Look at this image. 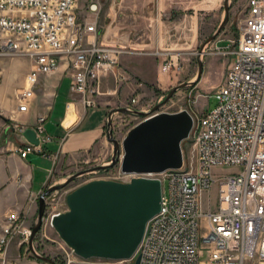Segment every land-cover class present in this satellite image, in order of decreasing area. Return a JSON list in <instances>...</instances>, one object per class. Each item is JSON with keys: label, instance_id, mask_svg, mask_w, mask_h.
Instances as JSON below:
<instances>
[{"label": "built area", "instance_id": "built-area-1", "mask_svg": "<svg viewBox=\"0 0 264 264\" xmlns=\"http://www.w3.org/2000/svg\"><path fill=\"white\" fill-rule=\"evenodd\" d=\"M77 1L0 0V82L4 59L26 56L32 61L14 98L16 110L11 116L0 111V141L14 145L23 159L35 153L52 158L46 150L54 141L47 132L48 117L37 115L33 127L15 119L31 111L42 77L66 65L71 91L93 108L101 73L112 72L128 53L122 46L98 43L101 7L98 2L89 5L95 16L89 23L79 14ZM214 54L230 64L214 91L215 108L198 117L190 112L192 153L186 156L183 150L179 170L145 176L161 180L163 197L161 211L148 222L138 249L140 264H264V0H248L236 40L226 47L207 46L197 57ZM166 62L164 71H172L173 60ZM28 129L35 131L39 146L21 143ZM226 167L238 172L215 175L216 169ZM117 168L119 177L113 181L142 177ZM32 232L26 215L0 220V264H7L16 240L29 245Z\"/></svg>", "mask_w": 264, "mask_h": 264}, {"label": "crops", "instance_id": "crops-1", "mask_svg": "<svg viewBox=\"0 0 264 264\" xmlns=\"http://www.w3.org/2000/svg\"><path fill=\"white\" fill-rule=\"evenodd\" d=\"M86 1L78 0L77 8L81 17L90 23L95 20V16L88 11V8L85 10ZM93 2H98L102 9L100 0ZM196 20H198L197 17ZM139 21L138 15L135 14V39H133L129 32H123L120 30L122 28L118 29L119 25L116 28L113 25L99 27L97 19L98 43L124 48L126 47L124 44L129 43L128 47H131V50H127L128 53L121 57L119 65L112 72L101 73L100 94L96 98L95 107L87 108L83 103V96L71 91V76L67 72V66L62 65L54 74L42 77L31 111L15 115L18 122L29 127L35 125L37 115L43 114L48 117L47 132L54 141L46 150L52 158L44 159L35 153L23 159L15 152L14 145L2 144L0 147V220L12 214L26 215L28 224H32L38 206L36 199L49 179L48 173L57 163L72 166L83 155L106 147L109 143L108 120L112 111L129 106L133 99L138 100L154 88L164 93L182 82L196 79L195 75L189 80L182 81L175 73H165L162 68L163 59L153 53L165 48L170 52L166 54L161 52L163 58L171 56L174 60H178L182 67L181 71L185 70L188 61L193 67V59L196 55L192 52L198 47L200 37L199 30L197 29L195 33L192 27L193 17L185 13L180 14L174 21V30L170 27L167 38L163 36L161 28H151V25ZM188 35L191 36L190 43H188ZM221 43L216 41L208 47L214 49ZM202 49L203 47L200 52ZM180 61H183V64ZM202 62L204 73L198 87L211 90L220 86L224 81L230 60L214 54L204 56ZM21 74L22 83L23 78L25 83L24 73ZM215 75L218 76L217 85L213 82ZM199 101L198 99L192 112L203 113L207 110L197 108ZM4 103L8 111L6 115L11 116L16 110V103L9 105V99ZM200 103L203 105V102ZM26 140L23 139L21 143H26ZM39 162L44 164V167Z\"/></svg>", "mask_w": 264, "mask_h": 264}, {"label": "water", "instance_id": "water-1", "mask_svg": "<svg viewBox=\"0 0 264 264\" xmlns=\"http://www.w3.org/2000/svg\"><path fill=\"white\" fill-rule=\"evenodd\" d=\"M229 3L225 2L226 17L203 48L214 42L229 22ZM203 50V49H202ZM200 80L203 62L199 58ZM195 82L183 83L170 90L165 100L151 114L131 108H119L111 112L108 120V140L114 146L111 163L71 176L64 184L49 188L38 200V217L33 226L30 248L37 258L49 264L55 261L39 256L34 240L43 226L47 209L46 198L74 182L77 178L103 172L120 166L121 172L142 176L129 183L113 180L91 181L67 196L68 211L56 214L51 224L61 239L84 260L131 261L140 264L137 255L148 222L161 211L163 186L161 180L145 176L159 175L183 168L182 144L192 133L194 120L188 110L177 113L159 112L175 94ZM117 113L133 114L144 120L132 128L122 142L114 133L113 116ZM24 137L35 146L39 140L33 129Z\"/></svg>", "mask_w": 264, "mask_h": 264}, {"label": "rangeland", "instance_id": "rangeland-1", "mask_svg": "<svg viewBox=\"0 0 264 264\" xmlns=\"http://www.w3.org/2000/svg\"><path fill=\"white\" fill-rule=\"evenodd\" d=\"M95 0H87L86 8ZM102 4V9L99 15L100 25H111L116 28H122L123 32H129L131 37L135 39V14L138 15L139 22H145L151 25V28H161L164 37H169L170 27L174 30L175 20L177 17L185 13L189 17H193L192 27L194 32L197 33L199 30V44L198 47L194 48L192 53H195L194 66L191 67L190 63L187 62V67L184 71L179 70V61L174 60L171 56L163 58V54L170 51L163 48L159 52H153L157 57L163 59V67L167 63L166 61L172 59L176 66L170 72L163 71L165 73H175L180 80H189L192 76L196 75L194 81H185L183 83L195 82L191 87H187L179 90L172 100L162 107L159 112L166 113H177L182 110H188L192 112L195 109V104L200 110L213 109L216 106V100L214 99V91L219 87L211 90L198 87L200 80L198 81L199 65L197 54L200 53V49L205 45L207 40L213 36L221 24L224 22L225 13V2L226 0H100ZM248 0H230L229 3V22L222 32L218 35L217 39L212 42L214 44L216 41H221L220 47H226L231 41L238 38V25L244 18L246 13ZM196 17L198 20H196ZM112 24H109L110 22ZM119 23V24H117ZM199 27V28H198ZM102 28V27H101ZM191 24L189 22V32ZM100 29V28H99ZM101 30V29H100ZM103 30V29H102ZM121 32V31H120ZM191 34V33H189ZM190 35H188V43H190ZM125 50H131L128 47L130 44L125 43ZM210 45V44H209ZM207 45V46H209ZM205 46V48H207ZM128 47V48H127ZM211 48V47H210ZM160 59V58H159ZM203 60V58H201ZM183 64V61H180ZM180 63V64H181ZM184 66V65H183ZM32 68V61L26 56H14L6 58L1 63L2 78L0 82V111L5 115L8 113L5 108L6 100L9 99V105L15 103L16 92L23 87L24 78L22 83V74L24 77L29 73ZM204 73V69H203ZM203 75V74H202ZM218 76L213 77V82L215 85L218 84ZM223 83V82H222ZM22 84V85H21ZM175 86V87H177ZM151 88V87H150ZM174 88V87H173ZM172 89V88H171ZM170 89V90H171ZM170 90L166 92H161L154 88L149 90L147 95L139 97L137 103H133V99L129 106L124 108L136 109L144 113L151 114L152 110L161 104L166 96L169 94ZM38 91V90H37ZM203 102V105L200 103ZM201 112H196L195 117H198ZM143 117H139L133 114H123L117 113L114 116V133L118 141L122 142L127 136L128 132L134 128L137 124L143 121ZM3 142L0 141V147ZM182 148L188 156L192 153L193 144L187 140L182 144ZM114 154V146L110 142L106 147L101 148L98 151H92L85 154L81 159L72 166H67L64 163H57L55 168L48 173V181L45 184L40 196L46 192L49 188L53 186H58L64 184L71 176L92 170L98 166H103L111 163ZM40 163V162H39ZM41 164V163H40ZM44 167V164H41ZM49 166V165H47ZM119 169L117 167L109 169L103 172H93L85 174L77 178L74 182L70 183L65 188L50 194L46 198L47 209L43 221V226L34 240V249L39 256L49 258L55 261L57 264H134L135 259L131 261H110V260H100L91 259L84 260L78 257L71 248L61 239L57 231L51 224L52 216L58 212H66L68 210L67 196L78 189L79 187L94 181V180H115L119 177ZM238 172L237 168H222L216 169L215 175H227ZM216 194V189L213 191ZM204 204L206 205V196H204ZM37 205H38V200ZM39 207L37 206V211L35 217L32 221L31 226L37 221ZM20 240L13 242L9 248L7 255V264H49L43 262L37 258V256L32 252L30 245L25 244L20 246Z\"/></svg>", "mask_w": 264, "mask_h": 264}, {"label": "trees", "instance_id": "trees-1", "mask_svg": "<svg viewBox=\"0 0 264 264\" xmlns=\"http://www.w3.org/2000/svg\"><path fill=\"white\" fill-rule=\"evenodd\" d=\"M199 81V80H198Z\"/></svg>", "mask_w": 264, "mask_h": 264}]
</instances>
